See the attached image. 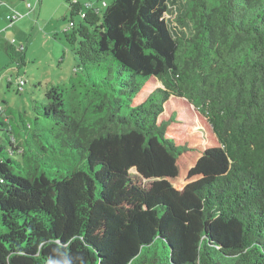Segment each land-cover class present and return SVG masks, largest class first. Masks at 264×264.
<instances>
[{
  "label": "trees",
  "instance_id": "trees-1",
  "mask_svg": "<svg viewBox=\"0 0 264 264\" xmlns=\"http://www.w3.org/2000/svg\"><path fill=\"white\" fill-rule=\"evenodd\" d=\"M65 1L79 71L0 115V264H264V0Z\"/></svg>",
  "mask_w": 264,
  "mask_h": 264
},
{
  "label": "rangeland",
  "instance_id": "rangeland-1",
  "mask_svg": "<svg viewBox=\"0 0 264 264\" xmlns=\"http://www.w3.org/2000/svg\"><path fill=\"white\" fill-rule=\"evenodd\" d=\"M3 1L0 10L5 7L6 12L0 14V104L11 107L16 118L22 114L24 118L32 121L33 101H45V88L52 83L66 82L76 70L79 71L78 58L63 34L70 18L69 8L65 0ZM188 1L170 0L171 11L165 18L173 30L189 31L188 24L181 25L177 22V13L183 11ZM28 2L36 4V8L29 11ZM15 12L21 16L12 25H8L6 13ZM78 19V15H75L74 20ZM6 43L17 48L23 45L22 64L11 61L4 50ZM114 71L100 69L99 73L101 76H113ZM92 73L93 77H98L95 69ZM19 80L24 81L21 87ZM2 138L4 139L0 130V143Z\"/></svg>",
  "mask_w": 264,
  "mask_h": 264
},
{
  "label": "built area",
  "instance_id": "built-area-1",
  "mask_svg": "<svg viewBox=\"0 0 264 264\" xmlns=\"http://www.w3.org/2000/svg\"><path fill=\"white\" fill-rule=\"evenodd\" d=\"M38 1H39V0H37V2H38ZM3 2H4L3 0H0V4H2ZM72 2H73V3H76L77 0H72ZM96 2H98V0H95L94 2L91 1V0H84V1H83V3H84L87 7H95V6H96ZM97 6H99V7H104V6H106V2H105V0L100 1V2L98 3ZM27 8H28L29 11H30V10H33V9L36 8V4H35V5H32L31 3L28 2V3H27ZM20 16H21V15L18 14V13H16V12L13 13V14H8V15H7V19H8L9 22H10L9 24L12 25L13 22L16 21ZM69 25H70V23H68V26H67L66 28H68ZM66 28H65V29H66ZM12 41H13V40H12ZM12 41H11V42H12ZM18 49H19V50H23V45L19 46ZM23 84H24V81H23V80H19V86L21 87ZM3 112H4V105H3V104H0V115L3 114ZM4 118H5V120H7V116H4Z\"/></svg>",
  "mask_w": 264,
  "mask_h": 264
},
{
  "label": "crops",
  "instance_id": "crops-1",
  "mask_svg": "<svg viewBox=\"0 0 264 264\" xmlns=\"http://www.w3.org/2000/svg\"><path fill=\"white\" fill-rule=\"evenodd\" d=\"M106 3H108L107 1H105ZM2 9V8H1ZM3 12H6V8L4 7L2 10H0V14H2ZM7 15H8V13H6V19H7ZM7 21H8V25H9V20L7 19ZM1 32V31H0ZM21 46V45H20ZM19 48V47H18ZM17 47H15V49H18Z\"/></svg>",
  "mask_w": 264,
  "mask_h": 264
}]
</instances>
